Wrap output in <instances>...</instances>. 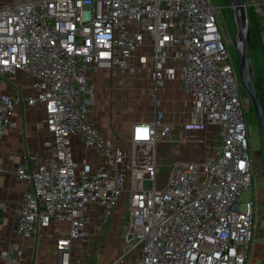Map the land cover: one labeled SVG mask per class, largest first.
Here are the masks:
<instances>
[{"label": "built area", "instance_id": "1", "mask_svg": "<svg viewBox=\"0 0 264 264\" xmlns=\"http://www.w3.org/2000/svg\"><path fill=\"white\" fill-rule=\"evenodd\" d=\"M246 3L248 15L264 18V0ZM221 9L211 0L0 1V138L18 128V107L36 104L51 136L37 168L18 170L27 184L20 237L41 239L53 224H64L58 264H75L74 242L89 236L95 216L99 233L107 229L124 198L123 241L138 251L136 264H248L260 227L256 157ZM102 70L151 71L153 117L133 123L122 145L90 118L92 78ZM21 72L31 77V91L3 92L2 80ZM177 79L193 108L181 124L167 120L159 100ZM164 145L200 151L176 161L159 186Z\"/></svg>", "mask_w": 264, "mask_h": 264}, {"label": "crops", "instance_id": "2", "mask_svg": "<svg viewBox=\"0 0 264 264\" xmlns=\"http://www.w3.org/2000/svg\"><path fill=\"white\" fill-rule=\"evenodd\" d=\"M142 53H145L144 49L138 52V54ZM169 65H174L172 59H170ZM118 72L121 75H118ZM146 73L137 72L135 76L136 73L123 74L119 70H102L93 75L92 79L96 86V93L91 97L93 106L90 118L96 122L107 139L118 145L128 141L133 123L149 121L153 117V113L146 111L144 108H142V111H144L140 117L136 115V105L139 102V98L137 97V99L135 96L136 93L140 92L142 87L147 89V94L153 93L151 71L149 70ZM133 74L134 76H132ZM144 74L147 75L146 78L140 79V75L144 76ZM127 76L134 78L126 79ZM120 79L124 82L122 86L117 84ZM126 80L128 83H133L134 86L127 87L125 90ZM31 84V77L21 72L14 77L4 78L1 87L3 92L25 95L31 91ZM165 90L168 94L165 96L167 100H171L175 91L178 90L180 95L184 96L179 79L174 82L169 80ZM119 93L130 98L127 102V108L121 110L109 109L108 104L115 109L117 103L113 101V98H117ZM132 93L134 94L133 98ZM145 100L146 97H144ZM177 103L174 108H177ZM131 104H135L133 112L129 111ZM171 111L170 107L165 110L169 122L181 124L191 119V116H187L176 120L170 117ZM14 118L18 123V128L7 130L0 138V264H9L10 260H17L20 264H58L59 257L56 242L67 230L66 225L53 224L44 232L41 239L38 237L22 238L17 234L18 207L22 194L27 189V184L18 178V170L24 168L32 172L45 158L47 151L45 143L51 139L50 133L44 124L45 111L43 106L39 104L33 107L20 106L16 109ZM179 156L182 155L179 154ZM261 189L259 187L258 191ZM2 205H6V209H3ZM121 214L122 209L119 206L111 224L102 233L98 231L99 217L92 218L91 223L87 226L89 236L74 242L73 261L75 264H113L116 262L119 256L111 259L110 255H107L109 250H105L106 244L104 247H101L100 244L101 238L108 234L112 236V239L116 236L123 239V230L118 227ZM19 252L22 253L19 254ZM100 255L105 257L103 259L101 257L98 261Z\"/></svg>", "mask_w": 264, "mask_h": 264}, {"label": "rangeland", "instance_id": "3", "mask_svg": "<svg viewBox=\"0 0 264 264\" xmlns=\"http://www.w3.org/2000/svg\"><path fill=\"white\" fill-rule=\"evenodd\" d=\"M1 1V0H0ZM6 1V0H3ZM212 3L217 6L221 7L222 9L220 10L219 13V20H220V29L221 32L224 36L225 41L228 44V48L230 51V54L236 63L237 66V55H236V50L234 46V40L236 38V33H237V27L235 23V16H234V10L231 8V5L229 3V0H211ZM253 14V12L250 10L249 14ZM254 15V14H253ZM256 18H259V21L261 23V28L263 30L262 33V43L261 47L258 50H253L251 53V62L252 66L254 68V72L256 76H259L260 78H264V18L256 16ZM238 70V69H237ZM147 74V73H146ZM146 74L140 75V79H145ZM118 75H121V73L118 72ZM137 73L135 74V76ZM134 76V74L132 75ZM127 78H134V77H126ZM138 78V77H137ZM144 81V80H143ZM127 82V83H126ZM126 85L124 89L126 90L127 87H133V83H128L126 80ZM134 82V81H132ZM140 82V81H139ZM117 85V84H116ZM242 87V85H241ZM141 89V88H140ZM122 92V91H120ZM243 92V98L245 99V105H246V112H245V121L247 124L248 128V137H249V144H250V150L251 153H254L255 157L254 158V166L256 168L255 171V179H256V188L261 187L262 189L258 192L259 200L260 202L263 203L261 207H259V210L262 211L263 217H264V144L261 136V132L257 123L256 116L252 112L251 106L252 103L248 97V95L245 93V91L242 88ZM148 91L146 88L142 87L140 92L136 93V98H139V102L136 105V115L137 117H140V115L143 114L142 108H144L146 111H151L153 113V98L152 94H147ZM122 93H119L117 98H113V101L117 103L115 106V109L107 105L109 109L113 110H121V109H126L127 108V102L130 100L129 97L122 96ZM168 95L166 93V90H163L159 92V100L161 101V109L165 112V110L168 109V107L171 108V114L170 117L177 119H183L186 118L187 116L190 117L193 112V108L190 104V101L183 95H180V91H175L172 99H165V96ZM132 98L134 94H131ZM144 97H146V100L144 101ZM137 98V99H138ZM148 98V99H147ZM170 98V97H169ZM110 99V98H109ZM116 99V100H115ZM177 103V108H174V105ZM125 103V105H124ZM135 104H131L130 106V112H133V107ZM191 146H186V145H172V146H161L158 152V160L160 164V171L158 172V185L159 186H165L168 178L170 176L173 164L176 161H180L182 159H189L192 154H189L190 152H199L200 150H193ZM201 149V147H198ZM181 154L182 156H179ZM251 194L246 192L244 194L245 198L250 197ZM126 200L123 198L120 202V207L122 209V214H121V219L120 223L118 225L119 229L124 230L127 228V223H128V217L126 216ZM122 232V235H123ZM121 235V236H122ZM115 238V237H114ZM112 239V236L109 234L101 238V247H104L106 244L105 250H109V254L111 259L116 258L119 256L123 257V261H120L118 264H136L137 258H138V251H128V247L126 246L125 242L123 241L122 238H118L116 236L115 239ZM108 245V247H107ZM101 254V252H99ZM98 257V256H97ZM102 259L105 256H101L98 258V261ZM119 258L116 260L118 261ZM248 264H264V222L261 224V229L258 231V236L256 238L255 244L252 248L250 259Z\"/></svg>", "mask_w": 264, "mask_h": 264}, {"label": "water", "instance_id": "4", "mask_svg": "<svg viewBox=\"0 0 264 264\" xmlns=\"http://www.w3.org/2000/svg\"><path fill=\"white\" fill-rule=\"evenodd\" d=\"M234 10L237 27L234 46L237 55V69L240 83L248 95L254 110L264 144V102L256 86L254 69L251 62L250 20L246 0H229Z\"/></svg>", "mask_w": 264, "mask_h": 264}, {"label": "trees", "instance_id": "5", "mask_svg": "<svg viewBox=\"0 0 264 264\" xmlns=\"http://www.w3.org/2000/svg\"><path fill=\"white\" fill-rule=\"evenodd\" d=\"M249 20H250V28H251L250 38H251V53H252L253 50H258L262 48L261 43H262L263 30L261 28V23L259 21V18H256L255 15L250 13ZM254 77H255L256 86L264 102V78L262 79L259 76H256L255 72H254ZM251 109H252V112L254 113L252 106H251Z\"/></svg>", "mask_w": 264, "mask_h": 264}, {"label": "flooded vegetation", "instance_id": "6", "mask_svg": "<svg viewBox=\"0 0 264 264\" xmlns=\"http://www.w3.org/2000/svg\"><path fill=\"white\" fill-rule=\"evenodd\" d=\"M258 192H259V191H258V188H256V193H257V208H258V213H259V216H260V227H259V231H260V229H261V224L264 222V217H263V213H262V211L259 210V207H261V206L263 205V203L260 202V200H259V198H258V196H259Z\"/></svg>", "mask_w": 264, "mask_h": 264}, {"label": "snow or ice", "instance_id": "7", "mask_svg": "<svg viewBox=\"0 0 264 264\" xmlns=\"http://www.w3.org/2000/svg\"><path fill=\"white\" fill-rule=\"evenodd\" d=\"M241 167H243V165H241Z\"/></svg>", "mask_w": 264, "mask_h": 264}]
</instances>
